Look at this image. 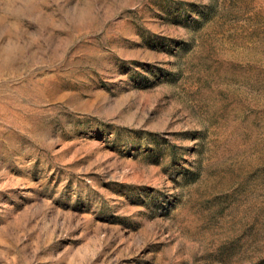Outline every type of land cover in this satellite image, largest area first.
I'll return each instance as SVG.
<instances>
[{
  "label": "rangeland",
  "instance_id": "1",
  "mask_svg": "<svg viewBox=\"0 0 264 264\" xmlns=\"http://www.w3.org/2000/svg\"><path fill=\"white\" fill-rule=\"evenodd\" d=\"M0 264H264V0H0Z\"/></svg>",
  "mask_w": 264,
  "mask_h": 264
}]
</instances>
